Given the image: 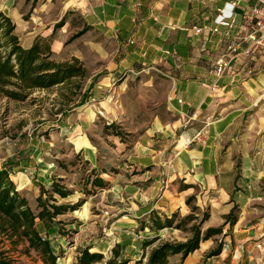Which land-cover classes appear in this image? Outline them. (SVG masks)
Returning <instances> with one entry per match:
<instances>
[{
  "label": "crops",
  "instance_id": "1",
  "mask_svg": "<svg viewBox=\"0 0 264 264\" xmlns=\"http://www.w3.org/2000/svg\"><path fill=\"white\" fill-rule=\"evenodd\" d=\"M251 4V0H0V11L14 23L24 49L43 40L53 58L74 57L86 71L98 69L96 82H89L91 92L105 90L122 72L140 67L160 66L171 76L173 119L167 125L154 124L142 136L145 141L140 138L133 161L140 174L124 181L131 207L114 205L105 218L119 243L118 262L145 264L148 250L143 256L142 245L155 236L185 242L194 221L183 226L185 231L175 225L190 214L200 218L205 211L209 217L201 233L219 227L222 233L201 241L183 261L179 254L170 256L168 264H264V107L259 105L264 54L245 55L243 46L231 70L217 79L214 63L231 40L221 43L222 29L219 34L208 31L224 18L233 20L232 36L242 34L240 16ZM69 13L80 16V26L69 22ZM63 18L64 24L56 27ZM84 27L85 33L66 44ZM194 27L201 33L186 31ZM202 128L207 131L205 142L187 145ZM155 140H160L155 142L159 149L151 150L149 143ZM78 151L87 152L89 161V148ZM114 187L123 191L107 184L108 197L111 193L118 197ZM189 197H194L195 213L186 205ZM234 206L237 220L230 226L224 218ZM174 215L170 227L158 231L150 227L151 217L163 222ZM100 221L103 217L92 223ZM37 229L45 235L39 222ZM219 243V254L206 258ZM75 260L76 256L68 264ZM56 263L67 264L61 258Z\"/></svg>",
  "mask_w": 264,
  "mask_h": 264
},
{
  "label": "rangeland",
  "instance_id": "2",
  "mask_svg": "<svg viewBox=\"0 0 264 264\" xmlns=\"http://www.w3.org/2000/svg\"><path fill=\"white\" fill-rule=\"evenodd\" d=\"M66 18L73 25H81L80 16L74 13ZM80 49L81 46L76 51ZM92 67L86 71L83 81L82 92L86 90L83 104L77 107L69 104L64 116L57 114L61 99L55 91L32 92L24 101L0 95V169L9 170L11 181L27 199L32 212H37L36 199L41 190H50L54 181L72 191L67 200L58 204L82 202L74 212L59 217L62 223L57 226V233L53 227L48 235L54 248H60V258L67 264L77 256L75 250L85 248L91 252L99 250L105 258L111 257L112 249L119 243L105 218L113 213L114 205L131 207L132 200L124 192V181L140 174L133 166L140 138L154 124L167 125L173 119L169 105L172 80L162 67L122 72L105 90L91 92L89 82H96L98 72ZM80 100L76 98L75 103ZM259 105L264 107V100ZM156 141L160 140L149 143L153 145L151 150L159 149ZM83 147L92 153L89 161L87 152L78 151ZM94 178L120 186L123 191L118 193L119 188L114 187L118 197L113 193L108 197L107 188L91 186ZM121 196L126 199L120 201ZM188 207L192 209L193 202ZM102 217L103 221L97 225L92 223Z\"/></svg>",
  "mask_w": 264,
  "mask_h": 264
},
{
  "label": "trees",
  "instance_id": "3",
  "mask_svg": "<svg viewBox=\"0 0 264 264\" xmlns=\"http://www.w3.org/2000/svg\"><path fill=\"white\" fill-rule=\"evenodd\" d=\"M63 18L56 27L64 24ZM88 28L73 35L66 44L85 33ZM86 80V70L82 62L77 58H70L61 62L53 59L47 43L37 41L33 46L24 49L15 33V25L11 19L0 11V95L13 101H24L27 96L36 91H55L60 97V108L57 114L64 116L68 111V105L80 106L84 102L86 90L82 92L83 81ZM81 98L77 104L76 98ZM91 186L99 189L107 187L106 182L94 178ZM94 192V191H92ZM89 193V192H87ZM72 191L64 186L52 182L50 190H41L36 199L37 212H32L27 199L17 190L10 179L7 169H0V264H57L62 255L55 251L48 235L53 227L61 225L59 217L74 212L82 202L75 204H58L67 200ZM194 201V197L186 200V205ZM234 206L225 216V224L234 225L237 216ZM198 211L194 206L192 213ZM175 215L163 222L156 216L151 217V228L155 231L170 227ZM209 214L202 212L200 218L194 214L186 216L183 221L175 225L176 229L191 221L194 223L188 229L191 237L185 242L163 241L158 236L144 242L142 245L143 256L148 250L145 264H168V258L180 255L183 261L189 254L199 248L201 241H206L222 233V227L210 228L201 233L203 223ZM41 223L45 235L37 229V223ZM65 237V236H63ZM221 249L219 243L216 248L206 255L207 257L218 255ZM119 248L115 246L111 251V257L105 258L102 253L91 252L85 248L78 251L75 264H116L118 263ZM30 261V262H28ZM124 264L125 262H119Z\"/></svg>",
  "mask_w": 264,
  "mask_h": 264
},
{
  "label": "built area",
  "instance_id": "4",
  "mask_svg": "<svg viewBox=\"0 0 264 264\" xmlns=\"http://www.w3.org/2000/svg\"><path fill=\"white\" fill-rule=\"evenodd\" d=\"M252 4L249 5L241 13L242 34L236 36L231 35L233 27V20L219 18L213 27L208 31L213 34L221 33V43H231L226 45L224 52L215 61L212 73L215 78H222L226 73L231 70V62L238 56V51L243 48L245 55L254 53L264 54V0H251ZM236 2L235 4H237ZM234 4V5H235ZM193 34L198 35L201 33L200 28H191ZM262 100H264V92H262ZM207 131L205 128L199 130L191 140H188L187 145L193 142L204 143L206 140Z\"/></svg>",
  "mask_w": 264,
  "mask_h": 264
}]
</instances>
